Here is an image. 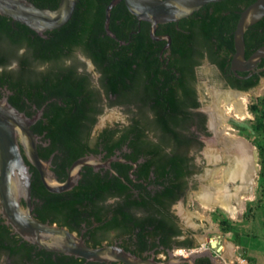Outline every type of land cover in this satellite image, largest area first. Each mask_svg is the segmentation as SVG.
Segmentation results:
<instances>
[{
  "label": "flooded vegetation",
  "instance_id": "1",
  "mask_svg": "<svg viewBox=\"0 0 264 264\" xmlns=\"http://www.w3.org/2000/svg\"><path fill=\"white\" fill-rule=\"evenodd\" d=\"M256 1L225 0L208 4L187 18L158 25L154 34L152 24L148 21H140L139 28L138 18L129 11L125 1H122L121 7L125 6L127 12L123 13L125 17L119 19L118 23L123 26L129 25L126 27L125 39H119L113 30L110 32L126 45L111 37L104 27V30L100 32V40L103 41L100 46L111 48L113 44L107 43L111 38L118 42V51H121L123 47L127 50L133 48L135 46L133 40H143V47H147L148 53H152L153 57L157 58L163 73H169L176 97L184 98L186 92L190 94L187 111L197 115L192 127L196 131L194 141L203 147L206 143L203 139L210 137L200 131L203 117L206 119L207 131L214 133L210 127L209 111L203 107L201 92L209 91L211 95V91L217 88L248 94L259 85L247 90L243 87L255 81L259 84L264 81V58L259 60L251 70H235L232 65L236 52L235 33L241 13ZM111 2L112 0H105L103 3L108 7L107 5ZM212 19L217 20L212 27V32L223 35V49L218 54V58L221 62L226 57L229 59L223 68L211 58L210 47L216 50L218 40L213 38L209 43L206 36L211 29L207 30L204 25ZM262 21L251 26L245 33L247 59L255 52L264 50V40L260 41V34H264ZM248 42H251L250 46ZM231 44L234 52L227 56L226 51ZM129 54L132 55V53ZM1 56L5 57L9 63L0 64V99L7 100L29 119L36 120L31 130L39 138V155L49 164L48 170L55 174L59 181L65 183L70 177L73 166L85 160V164L77 168L76 186L62 193L50 192L43 184L39 171L27 161L33 170L31 205L33 216L37 221L58 228H66L78 238L83 239L91 248L116 245L142 259L154 258L156 261L165 262L171 253L186 257L198 252L195 251L199 249L195 241L196 235L191 227L184 228L180 216L174 210L175 206L185 200L191 181H197L198 176L201 175L197 174V165L191 154L193 149H190L187 154L189 174L181 181L182 187L169 191L166 186L174 183L173 179L167 176L159 180L155 173L156 167L149 165L145 156L134 155L135 151L130 147L131 141L123 140L134 121L140 118L139 108L127 102L129 91L124 83L118 85L122 93L114 95L109 90L110 80L104 74L109 68L108 62L97 63L82 47L75 48L58 60H38L34 58L33 51L27 46L16 48L15 52L10 53L6 49H0ZM24 61L27 63L25 66L22 65ZM211 74L218 84L213 87L208 80ZM66 76H70L73 88L80 91L77 97H72L70 94L66 96V93L65 95L56 93L55 87L62 88L61 83ZM20 81H23V85L15 87ZM126 83L129 85L130 81L127 80ZM124 90L126 93H123ZM139 91L143 94L144 87L140 86ZM119 94L122 96L120 97ZM193 97L198 104L196 107L190 105ZM72 99L74 102L70 103ZM114 109L125 114L127 122L102 120L105 113ZM81 110L83 111L78 117V122L75 123V129L82 133L79 140L74 141L72 148H69L64 141L57 143L47 137V129L55 126L54 122L57 118L65 119L67 115L79 113ZM149 139L158 141L153 133H149ZM145 169H148V173H144V176L142 173ZM35 181L40 183L43 192L55 195H68L81 190L91 193L102 191L108 194V197L98 204L91 205L82 217L69 218V223H66L65 213L55 215L47 212L44 201H41L37 195L38 191H35L33 187ZM120 185L125 188V194L122 196L117 195L122 191ZM38 190H41V187ZM111 194L116 195L111 196ZM128 195H132L133 199H139L140 202L149 201L148 204L152 206V209L132 208L130 212L136 218L146 219L153 216L166 219L172 227L168 243H163L162 238L155 234L154 226L149 227L145 243L140 241L137 235L131 237L121 235L117 230H104L105 225L113 218V208ZM157 199L160 203L155 202ZM96 205L102 209L100 220L95 216ZM2 218L0 212V264H123L87 262L84 259L48 251L25 240L14 229L5 225ZM179 252L186 255H178ZM197 264L219 263L216 259L202 257L197 260Z\"/></svg>",
  "mask_w": 264,
  "mask_h": 264
},
{
  "label": "trees",
  "instance_id": "2",
  "mask_svg": "<svg viewBox=\"0 0 264 264\" xmlns=\"http://www.w3.org/2000/svg\"><path fill=\"white\" fill-rule=\"evenodd\" d=\"M29 1L39 8L53 10L57 9L61 2V0ZM104 1L79 0L71 21L49 39L39 36L29 27L13 21L9 17L0 15V49H6L10 53L15 52L16 48L27 46L33 51L34 58L48 61L63 58L75 48L82 47L97 63L108 62L109 68L104 74L110 80V88L112 89L109 88V90L114 95L122 93V89L118 88V85L119 83H124L125 88L127 87L129 91L127 102L135 104L139 108L140 118L134 121L123 140L129 139L131 141L130 147L135 151L134 155L137 157L145 156L148 164L156 167L155 173L159 180H163L167 176L173 179L172 182L174 183L166 186L169 191L173 188L179 189L182 187L181 181L189 174L188 152L190 149L202 147L201 144H197L194 141L196 131L192 129L197 115L187 111L190 94L185 90L186 97H176L172 89L169 73H163L157 58L155 59L152 53H148L147 47H143V40H133V43H135L133 48L127 50L123 47L121 51H118V42L111 38L107 42L113 44L111 48L100 46L103 42L100 40V32L104 30L106 24L105 12L107 7L103 3ZM124 12H127V9L125 6L121 7V3L115 6L111 12L112 24H109V29L110 31L113 30L119 39H125L126 27H129V25L123 26L118 23L119 19L125 17ZM216 22L217 20L212 19L211 22L205 23L204 27L209 31L211 29L212 32V27H214ZM261 24L264 26V21ZM211 32L206 35L208 42L210 43L213 38L218 40L216 50L210 47L212 61L219 63L223 68L229 60L226 57L221 62L218 58V54L223 49V35ZM260 37V41L264 40V34H260ZM250 43L248 42L249 46ZM233 52L234 47L231 44L227 48L226 55L228 56ZM129 53H132V55ZM7 62L9 63L5 57H0V64ZM26 64L25 61L22 63L23 66ZM127 80L130 81L129 85L126 83ZM22 85L23 81H20L15 87ZM258 85L259 82L255 81L243 87V89L247 90ZM61 86L62 88L55 87L57 94L62 93L65 95L66 93V96L70 94L72 97H77L80 94L79 90L73 88L70 76H66ZM140 86L144 87L143 94L139 91ZM123 93H126V90ZM119 95L120 97L122 96L121 94ZM192 100L190 105L193 107L198 106L194 97ZM120 101L123 102V100ZM72 102H74L73 99L70 100V103ZM259 104L264 106V99H259ZM82 111L75 114L71 113L65 119L57 118L54 122L55 126L47 129V137L57 143L64 141L69 148H72L74 141L79 140L82 133L75 129V123L78 122V117H80ZM205 123L206 119L203 117L200 131L210 136ZM254 128L257 132L264 134V121L255 123ZM149 133H153L158 141L150 140ZM253 144L258 150L259 165L261 167L260 176L264 178V145L259 142H253ZM168 149L169 151H167ZM144 173H148V169H145L142 174L144 175ZM33 187L35 191H38L37 195L41 198V201H44L47 212L55 215L65 213L67 215L66 223H69V218L82 217L88 212L91 205L98 204L108 197V194L102 191L91 193L81 190L71 192L68 195H55L43 192L44 190L38 181L34 182ZM39 187H41V190H38ZM120 189L122 191L117 195L122 196L125 194V188L121 186ZM115 195L111 194V196ZM258 195L259 198L256 203L261 208L263 206L264 184L260 188ZM155 202L160 203V200L157 199ZM148 203L149 201L140 202L139 199H133L132 195H128L125 200L113 208V218L105 225L104 230H117L121 235H129L131 237L137 235L138 239L143 242L146 240L149 227L154 226L155 234L162 238L163 243H168L172 227L166 219H158L153 216L146 219H138L130 212L132 208L136 207L152 209L151 204ZM95 209V216L100 220L102 218L100 216L102 209L97 205ZM247 211L252 212V208L247 207ZM220 228L225 233H231L233 230V226L227 220L220 221ZM243 251L244 256L245 250Z\"/></svg>",
  "mask_w": 264,
  "mask_h": 264
},
{
  "label": "water",
  "instance_id": "3",
  "mask_svg": "<svg viewBox=\"0 0 264 264\" xmlns=\"http://www.w3.org/2000/svg\"><path fill=\"white\" fill-rule=\"evenodd\" d=\"M78 1L61 0L59 7L53 10L39 8L29 0H0V15L9 17L29 27L39 36L49 39L71 21ZM122 1H125L129 11L138 18L139 28L140 21H148L152 24L154 34L160 24L187 18L208 4L225 0H112L106 9L105 28L107 33L115 39L117 38L109 29L111 12ZM263 19L264 0H257L241 13L235 33L236 52L232 60L233 69L251 70L259 60L264 58V50L255 52L249 59L245 55V33ZM119 42L126 45L123 41ZM35 121L20 113L7 100L0 99V212L5 225L14 229L31 244L55 253L84 259L87 262L196 264L202 257L215 259L209 250L192 253L186 257L171 253L165 262L156 261L154 258L142 259L116 245L91 248L83 239L78 238L66 228H58L37 221L33 216L31 205L33 170L27 161L39 171L43 184L50 192L62 193L76 186L77 168L84 165L85 160L73 166L70 177L65 183L59 181L55 174L48 170L49 164L39 155V138L31 130Z\"/></svg>",
  "mask_w": 264,
  "mask_h": 264
},
{
  "label": "rangeland",
  "instance_id": "4",
  "mask_svg": "<svg viewBox=\"0 0 264 264\" xmlns=\"http://www.w3.org/2000/svg\"><path fill=\"white\" fill-rule=\"evenodd\" d=\"M216 78L211 74L208 78L211 87L218 85ZM209 89V88H208ZM201 99L203 107L208 109L212 102V97L207 92H201ZM259 99H264V81H262L257 88L244 94L241 98L242 110L238 113L236 109L226 107V112L229 120L226 123V133L230 136H235L240 140H244L245 144L254 149V155L258 172L255 177V183L249 195L243 196L240 200V213L236 219H232L230 215L220 208H205L198 200V192L201 185L198 181L199 177L203 175L207 169L211 168L207 164L205 152L209 142L215 137L210 132V137L204 138L206 142L202 148L193 149L191 154L194 158V163L197 165V181L192 180L190 190L185 198L174 210L180 216L181 223L184 228H192L195 236L197 246L209 242L211 239H218L224 241L227 239L228 244L234 243L237 246V255L246 258L249 264H264V198L263 206L261 208L257 205L259 198V190L264 184V178L260 176L261 167L259 165L258 150L253 142H259L264 145V134L255 130L254 124L259 121H264V106L259 104ZM102 120L110 122H127L125 114L119 110L114 109L104 114ZM214 135V137H213ZM226 137V135H223ZM226 164L220 163L217 167L222 168ZM220 178H216L218 181ZM247 207L252 208V212L247 211ZM227 220L233 226L231 233H225L220 228V221ZM230 242V243H229ZM237 243V244H236ZM226 245L227 250H231ZM242 249V253H239ZM232 260L231 256H227Z\"/></svg>",
  "mask_w": 264,
  "mask_h": 264
},
{
  "label": "bare ground",
  "instance_id": "5",
  "mask_svg": "<svg viewBox=\"0 0 264 264\" xmlns=\"http://www.w3.org/2000/svg\"><path fill=\"white\" fill-rule=\"evenodd\" d=\"M243 96V93L217 88L211 91L212 102L208 111L210 127L215 137L209 142L205 152L207 164L211 168L199 178L201 188L198 192V200L202 206L220 208L232 219L238 217L240 200L251 193L258 172L254 149L249 146L250 144L247 145L244 140L226 133V123L229 120L226 107L233 106L238 113H241ZM224 161L227 165L218 168L217 166ZM216 178L220 179L216 181ZM228 247L232 249L233 245L229 244ZM184 254L178 253V255Z\"/></svg>",
  "mask_w": 264,
  "mask_h": 264
},
{
  "label": "built area",
  "instance_id": "6",
  "mask_svg": "<svg viewBox=\"0 0 264 264\" xmlns=\"http://www.w3.org/2000/svg\"><path fill=\"white\" fill-rule=\"evenodd\" d=\"M228 243L227 239L224 241H220L218 239H211L209 242L205 244H201L199 249L195 251H211L212 255L218 261L219 264H249L248 260L244 258L242 255H237V250L234 252L235 259H229L227 256H231V253L225 249L226 244ZM193 251V250H192ZM191 251V252H192ZM186 252V251H184Z\"/></svg>",
  "mask_w": 264,
  "mask_h": 264
},
{
  "label": "crops",
  "instance_id": "7",
  "mask_svg": "<svg viewBox=\"0 0 264 264\" xmlns=\"http://www.w3.org/2000/svg\"><path fill=\"white\" fill-rule=\"evenodd\" d=\"M230 243V242H229ZM232 245H233V247H232V249L230 248V247H228V245H227V247L228 248H230L231 250H228L230 253H231V258L232 259H235V254H234V252L236 251V249H237V246L234 244V243H231ZM242 250V249H241ZM240 253V252H239Z\"/></svg>",
  "mask_w": 264,
  "mask_h": 264
}]
</instances>
